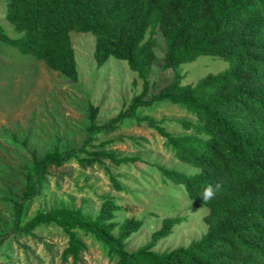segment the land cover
Returning a JSON list of instances; mask_svg holds the SVG:
<instances>
[{"label":"trees","instance_id":"trees-1","mask_svg":"<svg viewBox=\"0 0 264 264\" xmlns=\"http://www.w3.org/2000/svg\"><path fill=\"white\" fill-rule=\"evenodd\" d=\"M5 18L17 35L10 36L0 25L1 43L72 81L78 71L70 33L91 32L96 65L110 57L125 61L142 80V90L103 124L97 123L99 107L90 103L86 135L78 147L30 153L32 162L24 167L25 183L14 202L13 231L0 234L1 242L9 236L36 237L38 228L54 225L67 237L63 261L74 264L82 262L88 248L78 231L99 241L115 264H264V0H6ZM156 32L165 42L163 69L171 70L172 77L153 89ZM200 55L220 57L226 67L184 83L181 65ZM160 102L193 115L179 121L184 133H172L139 114L140 108ZM127 119L155 128L178 161L201 170L190 175L156 166L164 182L181 186L187 198L207 207L205 232L186 246L158 250L184 220L169 216L144 244L132 247L145 222L134 217L116 221L121 206L109 195L102 197L94 217L80 210L52 209L38 211L22 224L23 212L48 184L52 168L72 159L84 169L105 160L117 166L138 160L107 151L106 143L97 140ZM209 184L220 187L203 202L200 196Z\"/></svg>","mask_w":264,"mask_h":264},{"label":"rangeland","instance_id":"rangeland-1","mask_svg":"<svg viewBox=\"0 0 264 264\" xmlns=\"http://www.w3.org/2000/svg\"><path fill=\"white\" fill-rule=\"evenodd\" d=\"M6 0H0V25L10 36L17 34L5 18ZM75 51L78 78L72 81L48 68L43 61L0 42V234L13 231L14 202L24 186L22 172L32 162L30 153L44 154L58 147H78L86 135L89 104L99 107L97 123L103 124L126 109L142 90L139 79L123 60L110 57L97 66L93 57L95 36L91 32L70 33ZM156 57L150 81L153 89L167 84L171 70L163 69L165 42L160 32L153 35ZM226 67L220 57L200 55L181 65L184 83H195L209 72ZM172 133H184L181 119L193 115L181 106L160 102L140 108ZM105 150L119 156H137L133 163L114 165L108 160L86 169L75 159L51 169L49 182L22 214V224L38 211L80 210L95 216L102 197L109 195L121 206L116 221L143 219L144 228L132 239V247L144 244L165 217L180 215L184 220L156 249L186 246L206 230L207 207L187 198L184 189L164 182L157 165L190 172L192 166L178 161L165 138L155 129L134 119L125 120L116 130L99 134ZM107 169L116 177V189ZM88 248L77 264H115L103 245L91 234L78 231ZM36 237L0 241V264H74L65 262L62 253L67 237L50 225L36 230ZM3 253L9 257L5 258Z\"/></svg>","mask_w":264,"mask_h":264},{"label":"clouds","instance_id":"clouds-1","mask_svg":"<svg viewBox=\"0 0 264 264\" xmlns=\"http://www.w3.org/2000/svg\"><path fill=\"white\" fill-rule=\"evenodd\" d=\"M200 169L198 167L193 166L190 170V175H197L200 173ZM220 187L219 184H217L215 187L211 184L207 185L206 187L203 188L202 195L200 198L202 199L203 202H208L210 201L214 195L216 190Z\"/></svg>","mask_w":264,"mask_h":264}]
</instances>
